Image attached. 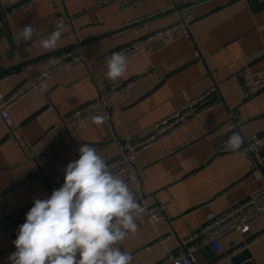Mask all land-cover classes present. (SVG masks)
<instances>
[{
    "label": "crops",
    "instance_id": "0c3cea01",
    "mask_svg": "<svg viewBox=\"0 0 264 264\" xmlns=\"http://www.w3.org/2000/svg\"><path fill=\"white\" fill-rule=\"evenodd\" d=\"M22 1L0 0V75L22 72L0 83V98L33 78L42 59L73 48L81 49L82 56L69 71L47 79L10 108L19 147L4 143L6 128L0 120V210L4 214L49 198V186L64 180L65 167L79 158L82 144L94 146L109 159L121 143L146 137L154 124L203 96L212 84L220 106L146 149L138 158L134 183L128 174H121L129 180L136 200L169 204L163 219L154 225L136 219L138 230L129 233L121 250L132 255V264L170 260L208 215H218L261 189L264 167L257 155L258 167L251 170L246 155L213 157L212 147L235 128L236 121L244 136L264 131V90L248 94L250 78L240 75L243 68L264 69V0L261 8L248 0H209L192 6L190 37L177 38L149 56L127 59V70L117 81L133 83L114 99L110 124L97 125L91 117L82 121L76 133L65 129L58 118L105 92L110 81L106 55L134 40L129 23L146 19L147 30L155 31L175 23L178 7L171 0L137 4V0H39L25 11L4 12ZM125 6L129 8L122 11ZM61 21L64 27L57 46L45 50L43 39ZM29 24L35 32L25 41L18 31ZM257 172L261 179H256ZM249 228L245 237L224 236L221 245L229 252L249 240L243 247L250 257L245 264H264V235L258 236L264 232V214L253 219ZM18 230L0 236V264H9ZM161 235L171 239L164 246H153ZM215 257L206 247L194 255V264H210ZM229 259L222 264H230Z\"/></svg>",
    "mask_w": 264,
    "mask_h": 264
},
{
    "label": "built area",
    "instance_id": "2783aa9c",
    "mask_svg": "<svg viewBox=\"0 0 264 264\" xmlns=\"http://www.w3.org/2000/svg\"><path fill=\"white\" fill-rule=\"evenodd\" d=\"M37 1L39 0H25L4 12L10 15L16 14L31 8ZM50 1L54 2L58 0ZM150 1L154 0H137L135 4ZM195 1L198 0H171L175 7L180 8L177 12V20L172 25L155 31L149 32L147 30L146 19H139L129 23L128 26L132 27L135 35L134 40L110 52L106 55L107 60L114 53L118 52H124L127 55V59L140 54L149 56L160 46L167 45L177 38H189V28L193 22V17L191 12L192 7H187V5ZM128 8L129 6H125L122 11H126ZM81 56L82 50L73 48L42 59L38 62L39 71L33 78L25 80L12 93L4 98H0V120L6 128L5 144L8 143L15 147L20 146L15 135L16 127L9 113L10 108L27 94L38 89L47 79L57 74L65 73L80 63ZM195 56H197V53H195ZM149 71L150 69L145 71V74ZM21 73V71H18L0 75V83L14 78ZM240 75L242 77L248 75L250 78L246 88L248 94H254L264 89V69L251 71L248 68H243ZM132 83L108 81L107 88L102 95H98L92 101L60 116L58 118L59 123L68 131L76 133L80 130L82 121L90 119L95 115H101L105 117V122L109 125L114 108V99ZM216 93L217 88L212 84L203 96L189 101L169 117L154 124L146 137L136 141H124L121 143L118 146L117 153L113 157L106 159V163L115 174H128L130 177H135L137 175L136 165L138 158L146 149L173 135L177 130L195 121L200 115L221 105L220 101L213 97ZM47 111L51 113L52 109L48 108ZM234 126L235 128L232 131L222 137L212 147V155L228 153L244 154L251 159V170H256L258 163L253 156L264 148V131L259 134L244 136L239 131L240 122L236 121ZM237 133L243 138L241 146L233 150L226 149V142L233 134ZM63 182L64 180L49 186V193L52 194L53 190L61 187ZM137 202L144 209L142 215L137 219L149 225H154L162 220L169 205L167 203L148 205L142 199L137 200ZM31 207L33 206L22 208L9 215L4 214L0 210V236L12 234L19 228L25 222L26 214ZM262 214H264V183L258 192L250 195L245 200L225 207L218 215H208L205 222L180 243L181 250L175 257L154 264H194V255L206 247L211 248L216 255L210 264H222L231 255L224 251L221 245L222 238L230 233H237L241 237L247 236L250 233L249 223ZM261 235H264V232L258 234L259 237ZM170 239V235L158 236L153 246H164Z\"/></svg>",
    "mask_w": 264,
    "mask_h": 264
},
{
    "label": "clouds",
    "instance_id": "9594fccd",
    "mask_svg": "<svg viewBox=\"0 0 264 264\" xmlns=\"http://www.w3.org/2000/svg\"><path fill=\"white\" fill-rule=\"evenodd\" d=\"M64 25L61 21L49 37L45 50L55 49ZM29 24L18 35L32 39ZM106 78L117 81L127 70V55L114 53L107 60ZM101 125L104 116H93ZM243 138L237 133L226 142V149H237ZM79 158L65 167L64 182L47 199H35L19 226L13 241L15 251L9 264H132L133 257L120 245L129 233H136V219L144 209L137 202L129 180L115 174L95 147L82 144ZM256 179H261L259 172ZM135 182V177H130Z\"/></svg>",
    "mask_w": 264,
    "mask_h": 264
},
{
    "label": "water",
    "instance_id": "95a60500",
    "mask_svg": "<svg viewBox=\"0 0 264 264\" xmlns=\"http://www.w3.org/2000/svg\"><path fill=\"white\" fill-rule=\"evenodd\" d=\"M25 1V0H24ZM24 1H22V2H24ZM207 1H209V0H198V1H195V2H193L192 4H189V5H187V7H192V6H194V5H198V4H200V3H204V2H207ZM248 2H250V4H252V6H254V5H258L259 7L262 5V3L260 2V0H248ZM255 3V4H254ZM261 8V7H260ZM180 8H178V10H179ZM187 66H189V65H186V66H183V67H180V68H178V69H175L174 71H171L166 77H165V79L166 78H168V77H170V76H173V75H175V74H177V73H179L180 71H182V70H184ZM242 78V77H241ZM264 90V89H263ZM262 91V90H261ZM260 92V91H259ZM259 92H257V93H254V95H257ZM253 95H251L250 97H252ZM258 156V158H260L262 161V165H263V167H264V148H262L261 150H259L254 156H253V158L255 159V156ZM215 156H217V155H213V157H215ZM201 168H203V167H200L199 169H196V170H194V171H192L191 172V174L192 173H194V172H196L197 170H200ZM247 242H249V240H247V241H245V242H243L241 245H239L238 247H236V248H234L233 250H231V251H229L227 254H231L230 255V259H229V262H230V264H245V262L247 261V260H249L250 259V257H249V254H248V252L245 250V249H243V247H244V244L245 243H247ZM249 264V263H248Z\"/></svg>",
    "mask_w": 264,
    "mask_h": 264
}]
</instances>
